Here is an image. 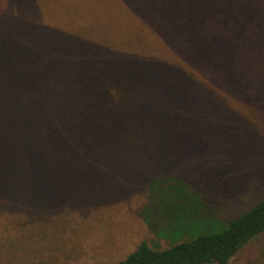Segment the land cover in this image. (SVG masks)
Instances as JSON below:
<instances>
[{
  "label": "trees",
  "instance_id": "trees-1",
  "mask_svg": "<svg viewBox=\"0 0 264 264\" xmlns=\"http://www.w3.org/2000/svg\"><path fill=\"white\" fill-rule=\"evenodd\" d=\"M95 1L0 0V190L29 178L34 164L149 173L157 198L149 210L170 242L141 240L109 264H228L264 232V188L219 220L181 179L150 174L154 158L213 143L215 122L235 142V124L255 132L252 117L264 113V0H104L127 27L118 45L101 35L99 25L111 24L97 20ZM257 134L264 146V130Z\"/></svg>",
  "mask_w": 264,
  "mask_h": 264
},
{
  "label": "rangeland",
  "instance_id": "rangeland-1",
  "mask_svg": "<svg viewBox=\"0 0 264 264\" xmlns=\"http://www.w3.org/2000/svg\"><path fill=\"white\" fill-rule=\"evenodd\" d=\"M93 7L104 15L98 21L111 24L110 29L99 25L101 35L107 30L111 43L120 44L127 27L114 21L118 13L111 3L95 1ZM35 17V12L29 13L31 20L37 21ZM83 19L86 23L85 15ZM215 91L222 92L216 87ZM252 118L255 132L234 125L236 142L221 120L215 122L219 132L213 143L176 150V157L154 158L150 176L181 179L219 220L238 215L264 188V146L257 134L264 130V113ZM39 166L29 167L26 180L4 183L0 190V264H109L141 240L152 247L169 244L170 239L158 233L161 216L149 210L151 203L157 204L149 192V173L109 170L100 164L65 166L56 172ZM228 264H264V232L250 239Z\"/></svg>",
  "mask_w": 264,
  "mask_h": 264
}]
</instances>
